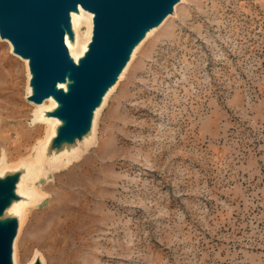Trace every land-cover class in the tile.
Here are the masks:
<instances>
[{"label":"rangeland","instance_id":"1","mask_svg":"<svg viewBox=\"0 0 264 264\" xmlns=\"http://www.w3.org/2000/svg\"><path fill=\"white\" fill-rule=\"evenodd\" d=\"M26 64L0 38V170L55 153ZM94 128L23 176L15 264H264V0H179Z\"/></svg>","mask_w":264,"mask_h":264},{"label":"water","instance_id":"2","mask_svg":"<svg viewBox=\"0 0 264 264\" xmlns=\"http://www.w3.org/2000/svg\"><path fill=\"white\" fill-rule=\"evenodd\" d=\"M178 1L0 0V38L8 41L14 54L27 60L26 98L34 104L52 95L58 102L49 116L62 123L56 126L49 150L59 149L57 144L61 147L62 141H69L73 143L71 153L90 141L98 110L134 51ZM78 7L89 17L91 36L84 54L75 62L65 37L67 33L74 38V32L78 36L70 18V12ZM66 78L70 81L66 90L57 88ZM24 172L11 167L0 170V215L8 213L6 220L0 221V264H15L14 243L20 217L14 205L33 200L20 192ZM39 262L43 264L36 257L32 264Z\"/></svg>","mask_w":264,"mask_h":264},{"label":"bare ground","instance_id":"3","mask_svg":"<svg viewBox=\"0 0 264 264\" xmlns=\"http://www.w3.org/2000/svg\"><path fill=\"white\" fill-rule=\"evenodd\" d=\"M79 13H82V14H87L86 13V11L84 10V9H82L81 7H78L75 11H72V12H70V18H71V26H72V28H73V25H74V21L77 19V15L79 14ZM65 44H66V46H67V48H68V50H69V53H70V56H71V58L75 61V62H77V60H78V58L79 57H81V56H79V57H76L75 56V54L73 53L74 51H72L71 50V48H70V43H69V35L66 33V37H65ZM77 52V51H76ZM75 52V53H76ZM85 52V51H84ZM19 56V55H18ZM22 59V58H21ZM70 83V81H69V79L68 78H66V80L65 81H62V82H59L58 84H57V88H62V89H64V90H66V88H67V85ZM36 105H38V107H40L41 108V115H42V118H43V121L45 122V123H47L48 124V128H49V130H51L50 132H55L56 131V126L58 125V124H61L62 123V121H60V120H58L57 118H55V117H50L49 116V113L56 107V106H58V102L53 98V96L52 95H50V96H48V97H46V98H44L41 102H39V103H35ZM47 113V114H46ZM40 120V119H39ZM53 122H55V123H57L56 125H54L53 124ZM49 130H48V132H49ZM41 142L42 141H40L39 140V144L40 145H38L37 147H39L40 149L38 150V151H36V155H35V157H34V159H33V161H31V160H28V162H19L18 164H16V166L14 167V169L15 170H23V171H25L24 173V175H27V173L29 174L31 171H33V169L34 170H38V166H37V163H36V161H38L39 160V162H40V164L42 165V168H46L48 165H44L45 163H50V160H51V158H50V156L51 155H55V157H54V159H58V158H60L61 157V153H64V152H66V151H68L69 149H71L72 148V144L73 143H71V142H69V141H62L61 143H60V145H61V147H59V144H57L55 147L56 148H59V149H55V153H53V152H51V155H49V153L47 152V151H44L43 150V145H41ZM53 151V150H52ZM24 160V159H23ZM46 171V170H45ZM24 175H22V177L24 176ZM19 207V205L17 206V205H14V208H18ZM8 209H9V207H8ZM7 209V210H8ZM5 214H8V213H6V211H5ZM5 214H1L0 215V221L1 222H3V221H5L6 219L5 218H7V215H5ZM44 257V256H43ZM50 261V260H49Z\"/></svg>","mask_w":264,"mask_h":264}]
</instances>
